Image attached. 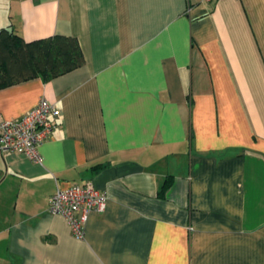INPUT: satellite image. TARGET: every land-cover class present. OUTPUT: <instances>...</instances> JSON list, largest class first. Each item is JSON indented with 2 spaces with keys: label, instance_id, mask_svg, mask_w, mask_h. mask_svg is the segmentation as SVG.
Segmentation results:
<instances>
[{
  "label": "crops",
  "instance_id": "obj_1",
  "mask_svg": "<svg viewBox=\"0 0 264 264\" xmlns=\"http://www.w3.org/2000/svg\"><path fill=\"white\" fill-rule=\"evenodd\" d=\"M8 26L84 62L0 89L61 111L41 162L0 154V264H264V0H0ZM87 182L78 238L49 200Z\"/></svg>",
  "mask_w": 264,
  "mask_h": 264
},
{
  "label": "built area",
  "instance_id": "obj_2",
  "mask_svg": "<svg viewBox=\"0 0 264 264\" xmlns=\"http://www.w3.org/2000/svg\"><path fill=\"white\" fill-rule=\"evenodd\" d=\"M60 109L42 97L26 114L15 119L0 116V154L19 153L33 162H41L38 147L51 137L59 125ZM107 193L91 183L56 187L49 200V211L63 216L72 235L82 238L91 213H102Z\"/></svg>",
  "mask_w": 264,
  "mask_h": 264
},
{
  "label": "trees",
  "instance_id": "obj_3",
  "mask_svg": "<svg viewBox=\"0 0 264 264\" xmlns=\"http://www.w3.org/2000/svg\"><path fill=\"white\" fill-rule=\"evenodd\" d=\"M84 62L73 36L52 35L27 41L11 27H0V89L32 78H50L69 72ZM170 180L164 182V189Z\"/></svg>",
  "mask_w": 264,
  "mask_h": 264
}]
</instances>
